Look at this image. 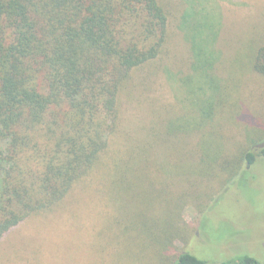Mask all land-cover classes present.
Returning a JSON list of instances; mask_svg holds the SVG:
<instances>
[{"label": "trees", "instance_id": "trees-1", "mask_svg": "<svg viewBox=\"0 0 264 264\" xmlns=\"http://www.w3.org/2000/svg\"><path fill=\"white\" fill-rule=\"evenodd\" d=\"M224 1L231 2L212 3L220 30L207 64L186 32L189 0H0V240L77 189L92 187L100 204L107 200L119 212L103 214L91 247L98 259L88 264H209L188 248L199 229L181 225L183 206L214 199L264 158V105L235 83L258 78L264 90V8L253 40L225 54L219 46ZM174 35L188 46L187 73L168 62L175 61ZM162 65L182 87L176 112L163 93L153 96L150 81ZM145 83L142 101L151 100L150 115L158 119L123 133V101L129 89L140 95ZM122 137L126 148L119 146ZM142 177L170 194L180 187L170 195L179 212L175 232L149 230L124 214L135 209L131 197ZM99 180L106 183L102 194ZM204 181L211 184L206 190ZM145 206L155 209L142 203V212ZM223 264L261 263L243 254Z\"/></svg>", "mask_w": 264, "mask_h": 264}, {"label": "rangeland", "instance_id": "rangeland-1", "mask_svg": "<svg viewBox=\"0 0 264 264\" xmlns=\"http://www.w3.org/2000/svg\"><path fill=\"white\" fill-rule=\"evenodd\" d=\"M189 1L193 4V14L185 23L186 32L194 44L195 55L204 63L210 64L215 57L213 41L220 30L217 26L220 12L216 13L213 8V0ZM231 2H221L226 24L221 32L219 46L225 54L231 52L233 54L245 42L253 40V32L261 22L258 21L259 11L264 8V0ZM177 32L180 33L174 28L173 33ZM172 43L171 51H174L175 61L171 58L168 62H171L179 72H189L186 67L188 63L182 67L188 62V46L181 37L175 38V35ZM225 58L226 55L220 65L223 69L228 64ZM166 68L162 65L157 79L154 78L153 83L151 80L150 84L153 85V96L159 91L163 93L174 105L176 112L182 108L178 103L180 98L176 99L182 87L178 79L175 81L168 79ZM237 70L240 73L247 70L249 73L252 72L248 67H240ZM255 80L251 81L249 78L247 80L241 76L235 83L248 99L255 104L264 105V90L256 85ZM196 81L197 79L191 81L194 87L197 86ZM146 84L148 86V83L141 84L143 86L142 89L139 88L140 95L136 94L137 87L135 90H128L131 93L123 101V133L127 128L141 131L142 126L150 124L154 118L158 119L150 115L151 100L145 98L142 101V96L147 91ZM262 85L264 84L261 83ZM249 117L252 120L256 116L252 113ZM119 139L120 147L122 143L125 148L126 145L129 146L125 137ZM145 178L142 177L136 183L138 196L131 197L135 209L124 214H131L135 221L149 230L157 228L155 230L159 232L163 230L175 232L179 226V212L174 209L171 196L180 187L176 185L175 192L172 189L170 194L168 190L164 192L157 182L149 186ZM98 184L99 193L102 194L100 189L106 183L99 180L97 187ZM210 185L208 181L201 182V188L205 190ZM190 190L191 188L187 187V192H183L186 199L192 196ZM103 201L104 204H100L92 187H85L84 190L77 189L53 211L31 216L0 240V264H88L97 260L98 252L96 248L91 247L93 244L97 246L94 240L100 230L98 228L103 225V214L104 217L106 215L111 218L115 212H119L111 202ZM142 203L152 204L155 209L151 212L152 209L145 206L146 212H142ZM204 207L205 212H200L199 210ZM100 208L103 209L102 212ZM181 225L199 229L188 248L209 264H223L243 254H248L264 264V158L259 157L254 165L245 167V171L214 199L209 200L207 197L203 202L191 199L185 203L181 212ZM184 242L176 239L174 244L184 247Z\"/></svg>", "mask_w": 264, "mask_h": 264}]
</instances>
